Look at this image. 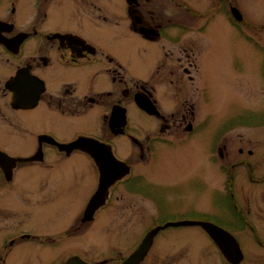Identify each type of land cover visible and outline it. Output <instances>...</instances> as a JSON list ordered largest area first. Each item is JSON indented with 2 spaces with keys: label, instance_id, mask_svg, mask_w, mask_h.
I'll use <instances>...</instances> for the list:
<instances>
[{
  "label": "flooded vegetation",
  "instance_id": "flooded-vegetation-1",
  "mask_svg": "<svg viewBox=\"0 0 264 264\" xmlns=\"http://www.w3.org/2000/svg\"><path fill=\"white\" fill-rule=\"evenodd\" d=\"M246 10L241 0H0V264H26L29 252L45 264V248L61 243L71 244L60 264L72 257L123 264L153 230L139 264H264V124L248 125L235 145L209 130L221 103L210 93L209 68L233 52L222 51L223 40L236 43L240 33L252 43L248 28L264 27ZM150 46L142 71L141 49ZM140 116L152 130L137 136L131 126L139 129ZM129 141L134 152L126 157ZM164 152L185 171L172 179L191 189L181 196L211 200L212 209L186 212L190 221L225 232L148 224L156 199L140 183H152L147 167L164 165ZM133 160L148 163L136 168ZM220 192L230 227L214 202ZM96 195L102 204L85 221ZM102 230L107 244L137 237L129 249L108 248L93 260L86 244Z\"/></svg>",
  "mask_w": 264,
  "mask_h": 264
},
{
  "label": "rangeland",
  "instance_id": "rangeland-1",
  "mask_svg": "<svg viewBox=\"0 0 264 264\" xmlns=\"http://www.w3.org/2000/svg\"><path fill=\"white\" fill-rule=\"evenodd\" d=\"M244 2V6L247 9L249 15L252 16L254 20L257 18L264 19V0H241ZM257 24V23H255ZM251 33H253V42L246 44L243 40L240 33L238 37L231 44H228V40L222 43V51L231 50V54H225L220 57L212 64L213 68H209V83H210V93L220 94V102H217V114L211 120V126L209 130L212 132L216 130L217 136L222 138L226 137L227 140H233V143H237L238 138L245 141L248 137L247 129L248 125H259L264 124V27L248 28ZM243 40V41H242ZM248 45V47H247ZM150 48L141 49V54L139 56V64H141V69L144 71L146 65L144 63H149L151 57H148L150 54ZM146 61V62H145ZM200 59H197L199 64ZM199 68V67H198ZM196 71V69L194 70ZM197 72V71H196ZM147 78V77H146ZM214 84L216 88H214ZM263 102V104H261ZM137 112V111H136ZM137 119L136 124L139 126V129L135 127L136 125L131 126L132 131L144 132L150 128L151 121L148 118H143L142 116ZM256 128H259L256 126ZM149 130H152V127ZM125 150L123 151V156H131V153L134 152L133 144L127 142L125 145ZM163 164L159 165L158 161L154 166H148L147 172L149 180L152 183H145L144 180L141 181L140 187L152 189V194L155 196L156 202L152 205V213L149 214L147 220L148 224L151 223H162L164 221H182V220H191V213L187 214L186 212L192 211L193 209L205 208L212 209L213 206L210 205L211 200L205 198L204 201H196L192 199H187L181 196L183 193L190 194L191 189L188 188L184 182H173L172 179H180L185 176L183 169H176L173 162L170 161L167 157V154L164 152ZM232 157V155H231ZM186 159L180 157L178 162H183ZM228 161V158L222 159V163ZM136 168H140L143 164L148 163L147 161H134ZM159 178H162V182H153L157 181ZM222 178H225V172H222ZM224 181V180H223ZM184 183V184H183ZM208 188V187H207ZM223 208V213L221 216V222L230 227L232 220L229 223V209L228 201L226 195L222 192L218 195L214 201ZM186 215H184V213ZM219 213L217 214V217ZM195 217V216H194ZM142 220V219H141ZM64 222L60 220V226L62 227ZM121 224L128 225L127 227H133L138 225L137 222H129L127 219L122 220ZM131 224V225H130ZM48 226V220H46L45 227ZM191 229V230H187ZM180 229V228H179ZM146 230V229H145ZM142 231L143 232H145ZM182 230H187L190 232H195L197 235H200V231L195 227H184ZM96 231V230H95ZM93 233H88V236ZM127 231V230H126ZM124 230H121V233H127ZM178 230H170V232H176ZM99 233L106 234L105 231L98 232L97 236L91 238V240L86 244L88 249L94 250L92 252V259L102 261V256L100 252L106 251L108 248V253L110 251L116 252V250H126L129 249V245L132 242V239L137 237V234H128L125 235V238L121 239L120 244H111L113 242L106 243L105 240H102V236ZM47 234H52L47 232ZM87 231H83L81 234H78L73 244L78 245V240L85 239ZM112 235V234H110ZM115 236V235H113ZM78 237V238H77ZM111 240V238H108ZM69 244L61 243L56 248H45L44 261L45 264H60L66 257L63 254L65 250L68 249ZM37 254L34 252H29L26 257V264H36ZM116 258V257H113ZM105 261V260H104Z\"/></svg>",
  "mask_w": 264,
  "mask_h": 264
},
{
  "label": "water",
  "instance_id": "water-1",
  "mask_svg": "<svg viewBox=\"0 0 264 264\" xmlns=\"http://www.w3.org/2000/svg\"><path fill=\"white\" fill-rule=\"evenodd\" d=\"M141 103H142L141 104L142 107L148 109L149 111L153 110V108L149 105V103L147 101H141ZM81 142H82V140H78L75 143V145H79ZM103 183L105 184V182H103ZM102 201L103 200H102V198H100L99 195H96L93 199H91V201L88 204L87 210H86L87 216L84 218L85 221L87 219H91L93 217V214L95 213V211L101 206ZM185 224H200V225L204 226L213 235L219 233L220 231L225 232L220 227L214 225L213 223L202 222V221L186 220V221H179V222H169L165 226H170V225L176 226V225H185ZM155 232H156V230L151 231L147 235V237L145 238L142 245L123 264H139L140 261L145 256V254L147 253V251L151 245V239H152L153 235L155 234ZM222 248H223V252L226 254V256L229 258H232L231 249L229 247L226 248L223 245H222ZM65 264H91V263H88L79 257H72Z\"/></svg>",
  "mask_w": 264,
  "mask_h": 264
}]
</instances>
